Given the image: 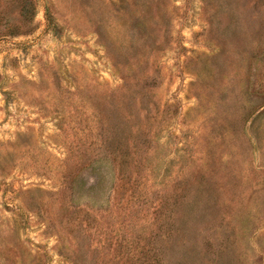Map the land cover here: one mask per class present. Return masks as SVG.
<instances>
[{"label": "rangeland", "instance_id": "obj_1", "mask_svg": "<svg viewBox=\"0 0 264 264\" xmlns=\"http://www.w3.org/2000/svg\"><path fill=\"white\" fill-rule=\"evenodd\" d=\"M0 264H264V0H0Z\"/></svg>", "mask_w": 264, "mask_h": 264}]
</instances>
